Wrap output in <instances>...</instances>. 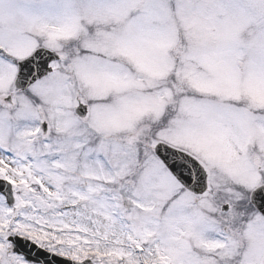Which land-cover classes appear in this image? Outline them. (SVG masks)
<instances>
[{"label":"snow or ice","instance_id":"obj_1","mask_svg":"<svg viewBox=\"0 0 264 264\" xmlns=\"http://www.w3.org/2000/svg\"><path fill=\"white\" fill-rule=\"evenodd\" d=\"M0 264H264V0H0Z\"/></svg>","mask_w":264,"mask_h":264}]
</instances>
